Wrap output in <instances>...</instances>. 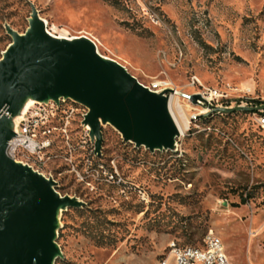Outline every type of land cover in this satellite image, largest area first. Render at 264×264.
Listing matches in <instances>:
<instances>
[{"label":"rangeland","instance_id":"rangeland-1","mask_svg":"<svg viewBox=\"0 0 264 264\" xmlns=\"http://www.w3.org/2000/svg\"><path fill=\"white\" fill-rule=\"evenodd\" d=\"M30 6L47 33L89 39L143 86L216 89L229 108L264 103V0H0V57L5 27L23 33ZM174 94L188 124L172 151L135 148L105 125L95 156L79 117L49 135L42 172L83 204L59 214L56 264H159L209 232L231 264H264V131L251 113L207 112Z\"/></svg>","mask_w":264,"mask_h":264},{"label":"water","instance_id":"water-1","mask_svg":"<svg viewBox=\"0 0 264 264\" xmlns=\"http://www.w3.org/2000/svg\"><path fill=\"white\" fill-rule=\"evenodd\" d=\"M26 21L21 34L5 27L10 43L0 57V264H54L61 258L55 243L59 214L83 204L60 196L51 179L6 156L24 114L20 104L63 100L85 109L81 126L95 156L105 125L122 142L149 152L174 150L178 132L167 108L172 88L152 91L141 85L122 65L99 55L85 37L50 35L32 6ZM196 100H201L198 95L189 96L191 103ZM209 109L253 113L264 105ZM13 115L18 118L10 120Z\"/></svg>","mask_w":264,"mask_h":264},{"label":"built area","instance_id":"built-area-1","mask_svg":"<svg viewBox=\"0 0 264 264\" xmlns=\"http://www.w3.org/2000/svg\"><path fill=\"white\" fill-rule=\"evenodd\" d=\"M147 87L152 91H156L167 88L168 86L155 83ZM172 93L174 94L173 89ZM192 95H198L201 100H196L193 104L189 101L190 95L181 94L180 98L185 99L189 105L197 107L200 110L206 109L207 112L211 111L209 106L229 108L228 105L223 106V103L229 98L228 95L219 90L204 89ZM204 101L209 106L205 104ZM253 103L241 101L240 104H236L235 106L258 107L264 105V103L259 102ZM200 110L196 115L197 117H200V114L207 113H200L203 112ZM84 114L85 109L70 101L59 100L57 104L53 102L32 104L26 109L23 117L17 121V135L8 142L6 156L14 162L27 165L32 170L44 176L42 168L51 158V156L48 155V149L50 147L49 135H51L55 129L65 132L66 127L69 126L76 117L82 119ZM251 114L257 126L264 131V109L257 110ZM192 119L194 120L195 116L192 117ZM81 138L82 143H88L92 150L85 129L82 130ZM253 234L254 233L249 232L250 236ZM169 261H172V264H231L224 253L220 239L212 232L205 235L198 247L177 248L171 246L165 257L159 261V264H169Z\"/></svg>","mask_w":264,"mask_h":264},{"label":"bare ground","instance_id":"bare-ground-1","mask_svg":"<svg viewBox=\"0 0 264 264\" xmlns=\"http://www.w3.org/2000/svg\"><path fill=\"white\" fill-rule=\"evenodd\" d=\"M174 95L180 97L181 94L177 92ZM33 103L34 102L31 100H24L20 104V108H21V110H24L23 112H25L26 111L25 109L26 108L28 109ZM167 108H168V112L171 116V119H172V121H173V123L177 129L178 135H181L183 133V130H184L182 127V123L188 124V118H187V115H186L183 107L178 102V98H176V99H174L173 97L168 98ZM200 113H202V112H200Z\"/></svg>","mask_w":264,"mask_h":264},{"label":"trees","instance_id":"trees-1","mask_svg":"<svg viewBox=\"0 0 264 264\" xmlns=\"http://www.w3.org/2000/svg\"><path fill=\"white\" fill-rule=\"evenodd\" d=\"M236 113H238V112H233V113H228V114H226V113H221V114H223V115H225V116H231V115L236 114ZM244 113H246V112H244ZM201 119L206 120V118H204V117H198V121L201 120ZM246 202H247V199H246V198H243V196H242V197H241V204L244 205ZM57 261H58V260H55L54 264H56Z\"/></svg>","mask_w":264,"mask_h":264}]
</instances>
